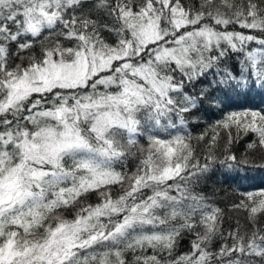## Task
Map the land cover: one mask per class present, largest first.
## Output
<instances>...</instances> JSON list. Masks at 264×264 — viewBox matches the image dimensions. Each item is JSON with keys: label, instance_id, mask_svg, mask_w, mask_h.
I'll use <instances>...</instances> for the list:
<instances>
[{"label": "snow or ice", "instance_id": "1", "mask_svg": "<svg viewBox=\"0 0 264 264\" xmlns=\"http://www.w3.org/2000/svg\"><path fill=\"white\" fill-rule=\"evenodd\" d=\"M256 86L264 0H0V264H264V192L225 230L196 191L264 168V110L188 131L209 89Z\"/></svg>", "mask_w": 264, "mask_h": 264}, {"label": "trees", "instance_id": "2", "mask_svg": "<svg viewBox=\"0 0 264 264\" xmlns=\"http://www.w3.org/2000/svg\"><path fill=\"white\" fill-rule=\"evenodd\" d=\"M249 49L258 47L254 42L250 44ZM235 55V54H234ZM234 62V59L233 61ZM211 78L209 80H201L194 86H190L188 91L190 94H199L202 89L208 88ZM211 98L204 100L199 111H195L191 116L188 124V131L192 133L193 137L198 136L206 129L211 131L210 125L216 121L222 120L227 113L245 110H264V90L259 86L253 88L252 91H247L246 88H238L235 92L228 90L209 89ZM247 93V94H245ZM235 134V129H233ZM222 140L221 143L226 142L227 133L221 129ZM255 137L251 134L248 137H243L238 143L232 145L233 153L239 158L245 156L247 152V143ZM141 143L147 146V141L142 139ZM195 146L197 141L192 140ZM200 153V163L205 162L204 155H206L203 145L198 149ZM221 158L223 154L221 153ZM250 159H255L257 163L260 161L258 154H249ZM135 161L129 160L128 169L134 170ZM196 191L205 194L210 202L216 204L222 209L224 224L223 227L227 230L230 225L234 226L237 217L243 219L246 213L241 210H235L231 206L238 204L241 200L246 199V193H262L264 192V168H259L253 164L240 165L235 168H228L216 164L213 169L201 178ZM113 196L120 194L119 187L114 188ZM90 203L98 202V198L92 195L89 199ZM69 218L72 214L69 213ZM190 248L187 238L180 242L177 249V255L188 251ZM128 259H131V254H128Z\"/></svg>", "mask_w": 264, "mask_h": 264}]
</instances>
